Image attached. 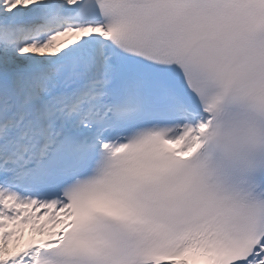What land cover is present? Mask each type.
<instances>
[{
	"label": "snow or ice",
	"instance_id": "1",
	"mask_svg": "<svg viewBox=\"0 0 264 264\" xmlns=\"http://www.w3.org/2000/svg\"><path fill=\"white\" fill-rule=\"evenodd\" d=\"M0 264H264V0H0Z\"/></svg>",
	"mask_w": 264,
	"mask_h": 264
}]
</instances>
